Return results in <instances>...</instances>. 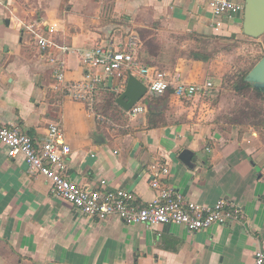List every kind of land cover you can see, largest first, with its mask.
Wrapping results in <instances>:
<instances>
[{
  "label": "crops",
  "instance_id": "crops-1",
  "mask_svg": "<svg viewBox=\"0 0 264 264\" xmlns=\"http://www.w3.org/2000/svg\"><path fill=\"white\" fill-rule=\"evenodd\" d=\"M38 19L56 25L54 34L45 28L40 33L53 37L57 47H38L26 28ZM242 19L243 11L222 18L216 28L210 0H0L1 123L18 124L42 141L48 125L59 121L70 147L68 176L83 186L105 179L110 188L130 190L145 204L156 193L149 167L159 161L169 167L168 182L188 200L205 205L232 200L245 217L242 223H215L194 232L175 223L100 222L53 196L46 178L31 175L22 156L9 158L0 143V264H252L254 252L264 250V128L220 122L222 97L207 103L213 84L188 100L171 92L167 106L144 96L142 113L129 117L120 107L129 117L126 129L109 128L85 104L53 88L54 64L48 58V53L62 57L66 80L79 82L88 70L84 53L98 45L122 47L136 28L147 27L160 44L155 53L140 48L139 55L167 72L173 85L202 88L216 78L217 90L224 89V75L237 70L234 58L252 55L253 41H260L242 33ZM180 36L191 38L194 52L207 59L185 57L182 45L171 53V38ZM217 41L225 51L217 52ZM63 45L69 48L65 53ZM106 86L117 96L124 88L117 78L100 87ZM255 99L264 111V101ZM198 102L204 109H197ZM150 107L166 108V123L149 127ZM185 149L192 167L178 159Z\"/></svg>",
  "mask_w": 264,
  "mask_h": 264
},
{
  "label": "built area",
  "instance_id": "built-area-1",
  "mask_svg": "<svg viewBox=\"0 0 264 264\" xmlns=\"http://www.w3.org/2000/svg\"><path fill=\"white\" fill-rule=\"evenodd\" d=\"M210 3L217 19L216 28L222 24V18L230 19L243 11V3L235 0H210ZM26 28L41 50L49 51L50 48L57 47L53 37H49L56 32L55 24L38 19ZM43 28L49 36L40 33ZM139 48L140 42L135 32L127 36L122 47L96 46L82 55V63L88 70L84 79L75 83L66 80L64 59L55 58L48 53L49 61L54 64L53 88L67 93L71 99L85 104L91 111L95 90L105 86L110 78H117L119 84L126 82L124 77L128 74L140 78L147 86L145 96L151 97H158L168 88H173L175 97L188 100L200 90L212 86L211 81L205 82L202 88L194 83L179 82L173 85L167 72L140 63ZM60 49L65 53L69 48L63 45ZM97 70H101L102 75ZM142 112L144 105L139 102L127 111L129 117ZM0 143L5 147L9 158L22 156L31 175L46 178L53 196L66 200L85 217L100 222L117 218L126 224L146 226L175 223L194 232L215 223L227 225L242 223L245 219L241 206L235 201L221 198L212 205H205L188 200L168 182L169 167L159 161L153 162L149 167L150 186L156 193L145 204L138 202L130 190L110 188L105 179H100L95 187L78 184L68 176L65 158L70 153V147L59 121L48 125L42 141H35L18 124L0 122ZM252 264H264L263 249L259 248L254 252Z\"/></svg>",
  "mask_w": 264,
  "mask_h": 264
},
{
  "label": "trees",
  "instance_id": "trees-1",
  "mask_svg": "<svg viewBox=\"0 0 264 264\" xmlns=\"http://www.w3.org/2000/svg\"><path fill=\"white\" fill-rule=\"evenodd\" d=\"M135 32L138 36L139 42H140V48L145 53H155V50L159 47L160 41L158 36L154 35L153 30H149L147 27L143 28H136ZM156 47H153V46ZM139 48V49H140ZM228 49V48H227ZM193 59H201L206 60L207 58L203 57L202 55L199 56L197 52H193L192 54ZM260 59L258 57L254 63L248 68V69H237L235 72L228 73L224 75L222 80V85L224 87L225 80L228 78L230 79L229 82V89L236 92L238 95L243 96L245 93H247L248 90H253L255 96L257 98H261L264 101V95L254 89H251L250 85L244 81V77L247 74V72L254 66V64ZM139 61L140 63L154 67L156 69L161 70L155 65H152L146 61V59L140 57L139 55ZM127 79V76L124 77ZM125 81L120 84V87H124ZM171 92L173 93L172 89L168 88L165 93L162 95L156 97L149 96V101L152 104L159 105L162 101L165 99H168L171 95ZM116 97L117 93L113 89H108L107 86L102 88L98 87L95 90L93 103H92V111L95 114L96 117L109 119L116 116V112L121 114V116H125L126 112L123 111L120 106L116 103ZM153 107L148 108L146 113V118L148 122L149 127H156L158 125H162L166 123L164 120V113L163 110H153ZM99 118V119H100ZM225 123H230L234 125H252L255 128L262 129L264 128V111L261 108H258L256 106V109L249 110L247 108L237 110L235 112L231 113V116H225Z\"/></svg>",
  "mask_w": 264,
  "mask_h": 264
},
{
  "label": "rangeland",
  "instance_id": "rangeland-1",
  "mask_svg": "<svg viewBox=\"0 0 264 264\" xmlns=\"http://www.w3.org/2000/svg\"><path fill=\"white\" fill-rule=\"evenodd\" d=\"M162 38V37H161ZM177 38H180L178 40H176L174 37L171 38V41H170V45L167 46L168 47V50L171 51V53H178L177 51H174V50H178V47L177 46H180L182 45L183 46V50L182 52L184 53L185 57H192V54L194 52V46H196L195 43H193L189 38L188 36H180V37H177ZM127 39V37L125 38V40ZM163 39V38H162ZM160 40V38H159ZM125 42V41H124ZM173 45L176 47L174 48ZM253 45V49L255 50L254 53H255V57H253V54H249V55H246L247 57L246 58H241V57H238V58H234V61L232 64H234L236 67L234 68L235 69H238L239 66H242L241 64L243 63L245 66H243V69H248L253 63L254 61L260 56V55H264V41L262 38H260V41L257 42V41H253L252 43ZM153 47H156L155 45ZM224 44L223 43H220L219 41H217L216 43V49H217V52L219 51H225L224 50ZM226 48V47H225ZM180 53V52H179ZM249 56V57H248ZM245 57V56H244ZM247 62V63H246ZM238 66V67H237ZM162 68V66H160ZM165 70V68H164ZM232 72H235V71H232ZM225 77V76H224ZM230 79H226L225 80V85H224V89L220 88L217 90V88H219L218 86V79L216 78H212L211 79V82L213 84V87L212 89L210 90L209 94V102L207 101V103H210V104H216L218 102V98L219 96L222 97V104H224V108L222 110H224V113H220L217 115L216 118H219V121L220 122H223L225 123V116H231V113L232 112H235L237 110H241V109H249V110H254L256 109V106L257 105V101L256 99L254 100V98H256L255 94L252 93L251 90H248L247 93H245L242 97H239V96H233L232 93H230L229 91V81ZM52 81H53V84H54V79L52 78ZM60 91V90H59ZM217 94L219 95L217 97ZM145 103L147 105H149V101L147 100V98H145ZM168 101L169 99H165L164 101H162V105H166L168 104ZM205 101H203L202 103H204ZM196 102H194L195 104ZM199 107H202V104L201 103H197V109ZM166 109V108H165ZM165 109H162L163 110V113H164V120H165V117H166V114H167V110ZM204 109V108H203ZM147 119V118H146ZM101 123L103 126H106V127H109V128H114L116 130H122V129H126L127 128V124H129V117H125V116H121V114H119L118 112H116V116L113 117V118H109V119H100Z\"/></svg>",
  "mask_w": 264,
  "mask_h": 264
},
{
  "label": "water",
  "instance_id": "water-1",
  "mask_svg": "<svg viewBox=\"0 0 264 264\" xmlns=\"http://www.w3.org/2000/svg\"><path fill=\"white\" fill-rule=\"evenodd\" d=\"M242 33L251 38L264 41V0H242ZM109 79V85L111 83ZM251 88L264 94V55L254 64L244 77ZM147 92L145 83L134 74H128L122 92L116 97V103L125 111L138 103ZM178 159L186 166L192 167L191 152H180Z\"/></svg>",
  "mask_w": 264,
  "mask_h": 264
}]
</instances>
